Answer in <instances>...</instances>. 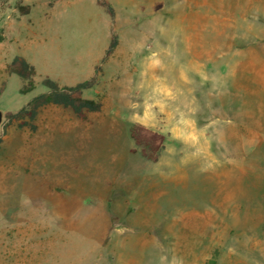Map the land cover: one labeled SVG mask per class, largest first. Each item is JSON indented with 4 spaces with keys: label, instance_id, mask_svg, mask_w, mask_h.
<instances>
[{
    "label": "rangeland",
    "instance_id": "rangeland-1",
    "mask_svg": "<svg viewBox=\"0 0 264 264\" xmlns=\"http://www.w3.org/2000/svg\"><path fill=\"white\" fill-rule=\"evenodd\" d=\"M102 1L0 0V264H264V0ZM45 76L100 112L7 126Z\"/></svg>",
    "mask_w": 264,
    "mask_h": 264
},
{
    "label": "trees",
    "instance_id": "trees-1",
    "mask_svg": "<svg viewBox=\"0 0 264 264\" xmlns=\"http://www.w3.org/2000/svg\"><path fill=\"white\" fill-rule=\"evenodd\" d=\"M98 1V4L113 18L114 13L111 6L105 4L102 0ZM19 10L23 13L27 12V8L25 7H19ZM116 43L117 41L114 37L105 52L106 57L111 55L116 47ZM6 72L9 75H16L23 81L20 89L21 94L28 95L34 90L35 71L23 57H15L10 61L6 67ZM95 81V78H91L68 87L59 86L56 81L45 76L39 85L45 87L46 91L34 96L15 113L7 114V126H14L17 130L25 129L35 132L36 119L39 112L45 107L67 109L78 119L82 120L86 118L87 114L100 112L102 103L81 96L84 90L92 88ZM129 138L135 146L130 152L134 154L138 151L142 158L152 163L158 161L162 150L165 148L166 137L141 124L130 127Z\"/></svg>",
    "mask_w": 264,
    "mask_h": 264
},
{
    "label": "water",
    "instance_id": "water-1",
    "mask_svg": "<svg viewBox=\"0 0 264 264\" xmlns=\"http://www.w3.org/2000/svg\"><path fill=\"white\" fill-rule=\"evenodd\" d=\"M0 123H2V112L0 111Z\"/></svg>",
    "mask_w": 264,
    "mask_h": 264
}]
</instances>
